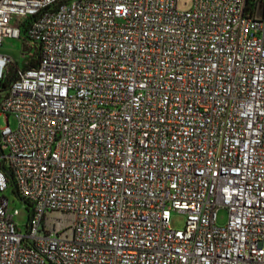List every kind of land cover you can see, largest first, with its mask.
Segmentation results:
<instances>
[{
    "label": "built area",
    "instance_id": "built-area-1",
    "mask_svg": "<svg viewBox=\"0 0 264 264\" xmlns=\"http://www.w3.org/2000/svg\"><path fill=\"white\" fill-rule=\"evenodd\" d=\"M179 1L0 0V264H264V0Z\"/></svg>",
    "mask_w": 264,
    "mask_h": 264
},
{
    "label": "rangeland",
    "instance_id": "rangeland-1",
    "mask_svg": "<svg viewBox=\"0 0 264 264\" xmlns=\"http://www.w3.org/2000/svg\"><path fill=\"white\" fill-rule=\"evenodd\" d=\"M193 7V0H180L178 3V8L180 11H189ZM27 52L26 61L30 64L37 62V52L30 45H27L23 40H5L3 46L0 48V53L12 58L13 63L9 68V76L14 75L20 67L24 66V54ZM9 124L11 127H15V121L11 117L9 119ZM6 125V119L4 116L0 115V128ZM10 200H14V206L19 209V216L17 217V223L20 227H24L28 221V211L24 209L22 203L17 200L12 194H9ZM228 221V212L225 209H222L217 214V224L220 227L226 225ZM185 224V215L180 212H174L171 218V227L174 230H181L184 228Z\"/></svg>",
    "mask_w": 264,
    "mask_h": 264
},
{
    "label": "trees",
    "instance_id": "trees-1",
    "mask_svg": "<svg viewBox=\"0 0 264 264\" xmlns=\"http://www.w3.org/2000/svg\"><path fill=\"white\" fill-rule=\"evenodd\" d=\"M37 55H38V53H37ZM25 62H28V61H24V63H23L24 64V66H23L24 68H32V67H36L37 66V62L34 63V64H30L29 62L27 64H25ZM8 74H9V69L7 70V73H6L5 82L2 83V84L0 83V87L2 86V88H6L7 85L10 82H12L16 78V76H17V72L14 75H12L11 77Z\"/></svg>",
    "mask_w": 264,
    "mask_h": 264
}]
</instances>
